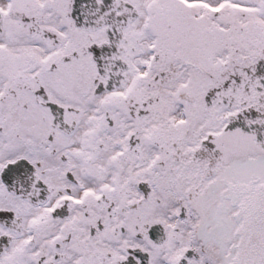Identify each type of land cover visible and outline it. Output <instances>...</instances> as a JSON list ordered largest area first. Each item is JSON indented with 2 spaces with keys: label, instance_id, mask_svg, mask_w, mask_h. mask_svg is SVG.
<instances>
[{
  "label": "snow or ice",
  "instance_id": "obj_1",
  "mask_svg": "<svg viewBox=\"0 0 264 264\" xmlns=\"http://www.w3.org/2000/svg\"><path fill=\"white\" fill-rule=\"evenodd\" d=\"M0 264H264V0H0Z\"/></svg>",
  "mask_w": 264,
  "mask_h": 264
}]
</instances>
